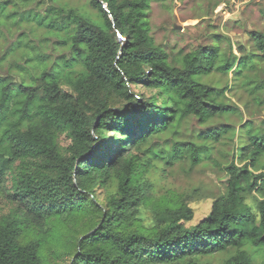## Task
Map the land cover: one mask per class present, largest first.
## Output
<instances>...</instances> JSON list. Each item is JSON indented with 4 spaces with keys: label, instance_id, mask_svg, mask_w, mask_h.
Instances as JSON below:
<instances>
[{
    "label": "trees",
    "instance_id": "obj_1",
    "mask_svg": "<svg viewBox=\"0 0 264 264\" xmlns=\"http://www.w3.org/2000/svg\"><path fill=\"white\" fill-rule=\"evenodd\" d=\"M153 1L166 0H90L98 21L73 10H60L67 15L59 23L35 15L38 26L67 32L62 43L69 42L70 56L39 69L30 84L0 76V200L14 206L0 219V264H201L230 250L236 254L224 264H264L255 261L264 257V165L251 171L264 159V132L249 121L236 148L249 158L238 166L233 154L224 167L225 192L208 216L186 227L191 210L174 198L151 225L142 223L140 213L153 201L154 186L144 176L153 161L189 158L194 165L210 157L208 146L177 137L179 125L234 110L217 100L229 87L203 78L232 72L251 95L264 92L256 76L264 33L251 32L256 52L240 47L238 56L225 57L214 45L168 51L151 35ZM45 59L37 57L43 65ZM229 130L194 136L218 142ZM49 220L56 222L46 229Z\"/></svg>",
    "mask_w": 264,
    "mask_h": 264
},
{
    "label": "rangeland",
    "instance_id": "obj_2",
    "mask_svg": "<svg viewBox=\"0 0 264 264\" xmlns=\"http://www.w3.org/2000/svg\"><path fill=\"white\" fill-rule=\"evenodd\" d=\"M89 1L0 0V8L3 7L0 13V76L8 77L17 83L30 84L33 81L31 76H37L39 69L62 61V58H69V42L62 43L67 41V32L49 31L43 26H38L35 15L46 18L56 17V23H59L67 15L62 14L61 11L73 10L98 21L96 12L89 7ZM148 17L155 43L168 51L181 50L185 53L198 46L214 45L225 53V57L230 54L238 56L240 47L247 53L256 52L250 33H264V0L153 1ZM119 40L120 43L126 42V39ZM40 55L46 58L45 65L37 61ZM256 76L264 81V63L257 65ZM249 77H254V74L249 73ZM234 78L232 72L227 75L213 73L203 78L204 82L214 88L229 87L226 91L222 89L224 93L218 96L217 100L234 110L232 109L231 114L216 117L204 124L199 125L196 120L189 117L179 125L180 136L177 137L192 138L196 144L208 146L210 157L203 158L194 165L189 158L168 165H166L167 160L163 159L152 162L154 167L144 176L154 186L153 201L144 206L140 213L143 225H151L156 210L169 202V199L175 198L178 201L182 200L183 205L192 213V219L183 221V224L186 227L195 226L209 215L213 201L225 192L228 178L224 167L232 162L233 154H235L233 162L238 166L248 160L249 157L237 154L236 148L241 141L237 135L240 127L248 121L251 122L253 129L264 132V102L261 101L264 92L258 91L255 95H251L238 81H233ZM63 90L68 89L63 87ZM135 93H143L147 96L150 91L135 88ZM224 126L230 128L229 133L218 142L211 140L199 142L194 136L198 131L221 129ZM166 137L167 135L160 136L161 140L156 141L162 143ZM168 138L172 137L168 136ZM171 143L169 141L165 149H169ZM58 144L61 148L68 145L65 135L59 136ZM137 154L142 160L145 159L143 154ZM261 165H264L263 158L251 171L254 174L260 173L263 170ZM250 179L252 180V177ZM96 192L99 201L103 202L106 196L104 189L98 187ZM255 194L252 193L254 196ZM247 203L251 204L250 200ZM13 209L12 204L0 200V219L10 215ZM55 222L56 220H49L45 228H52ZM235 254V250H230L223 254L205 257L201 260V264H224ZM255 261L261 263L264 257L255 256ZM63 262L66 263L67 259Z\"/></svg>",
    "mask_w": 264,
    "mask_h": 264
},
{
    "label": "water",
    "instance_id": "obj_3",
    "mask_svg": "<svg viewBox=\"0 0 264 264\" xmlns=\"http://www.w3.org/2000/svg\"><path fill=\"white\" fill-rule=\"evenodd\" d=\"M122 41H124L125 39L124 38H121Z\"/></svg>",
    "mask_w": 264,
    "mask_h": 264
}]
</instances>
